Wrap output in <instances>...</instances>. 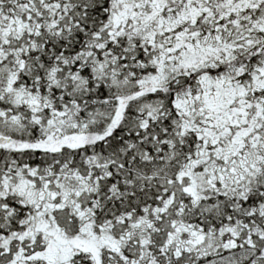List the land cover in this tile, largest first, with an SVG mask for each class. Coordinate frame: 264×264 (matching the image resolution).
I'll return each mask as SVG.
<instances>
[{"label":"snow or ice","instance_id":"1","mask_svg":"<svg viewBox=\"0 0 264 264\" xmlns=\"http://www.w3.org/2000/svg\"><path fill=\"white\" fill-rule=\"evenodd\" d=\"M0 264H264V0H0Z\"/></svg>","mask_w":264,"mask_h":264}]
</instances>
